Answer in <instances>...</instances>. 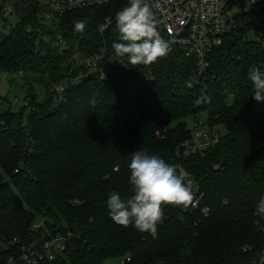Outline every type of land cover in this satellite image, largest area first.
<instances>
[{
    "label": "trees",
    "instance_id": "16d2710c",
    "mask_svg": "<svg viewBox=\"0 0 264 264\" xmlns=\"http://www.w3.org/2000/svg\"><path fill=\"white\" fill-rule=\"evenodd\" d=\"M5 3L14 4L17 22L0 30V74L25 77L24 82L30 74L28 85L42 86L45 101L29 92L27 113L22 107L0 114V237L27 242L71 231L69 249L46 264H103L110 258L121 264L255 261L264 248V216L256 214L264 196V101L253 99L248 73L252 66L264 71V48L246 28L223 38L195 81L194 60L175 46L151 65L134 66L116 55L117 23L103 32L99 25L116 16L119 2L71 11L50 26L32 2L0 0V6ZM76 20L85 21L83 32L74 31ZM59 36L64 47L57 44ZM99 51L106 79L87 76L62 94L53 92L74 69V55ZM202 92L211 102L196 105ZM187 118L219 131L218 142L184 156L178 149L192 135ZM135 151L174 165L201 196L196 210L162 205L155 238L108 215L112 191L125 200L134 195L128 165ZM203 207L209 209L206 216ZM37 216L45 225L33 231ZM17 252L0 246V264Z\"/></svg>",
    "mask_w": 264,
    "mask_h": 264
},
{
    "label": "built area",
    "instance_id": "2783aa9c",
    "mask_svg": "<svg viewBox=\"0 0 264 264\" xmlns=\"http://www.w3.org/2000/svg\"><path fill=\"white\" fill-rule=\"evenodd\" d=\"M28 1L35 5L36 15L43 22L53 21L74 10L100 6L107 2H119L123 7L129 3V0H101V2L98 0ZM147 2L152 6L159 22L158 31L160 35L169 42L170 46L180 48L187 58L194 60L193 79L195 81L203 77L208 65L209 53L218 48L222 44L223 38L232 31H236L237 28H246V35L264 48V0H147ZM14 13L15 6L13 3H5L0 6L2 17L14 15ZM115 17L113 19L106 18L99 25V31H105L112 22H116ZM57 44L64 47L61 36L57 38ZM103 56V51L87 57L74 55V69L70 70L66 79L54 85L53 92L57 95L62 94L69 86L78 83L87 76L106 79V71L100 69ZM17 75H22V72H18ZM188 86L192 85L189 83ZM29 103V100H25L23 108H30ZM5 106L12 110V102L4 101L0 97V114L7 110ZM191 134V138L178 149L184 156L195 155L215 145L220 136L219 131L201 120L193 121ZM14 173H18V169H15ZM183 180L185 184L190 186L193 198L191 203L187 205L176 206L183 212L196 210L201 201V196L195 194V188L189 180ZM201 212L206 216L209 209L203 207ZM44 225V217L37 216L31 230H39ZM262 230L264 233V223ZM72 238L71 231L48 233L47 238L42 236L27 242H23L20 237H14L9 241L0 237V246L9 244L16 250L18 249L17 255L9 257L4 264H46L52 262L58 256H63L69 249ZM257 256L251 264H261V261L264 260V248Z\"/></svg>",
    "mask_w": 264,
    "mask_h": 264
},
{
    "label": "clouds",
    "instance_id": "9594fccd",
    "mask_svg": "<svg viewBox=\"0 0 264 264\" xmlns=\"http://www.w3.org/2000/svg\"><path fill=\"white\" fill-rule=\"evenodd\" d=\"M115 18L120 42H114L112 48L118 57L127 56L128 63L134 66L151 65L170 52V44L160 35L159 22L147 0H129ZM74 25L77 33L86 27L84 20H76ZM248 75L253 84V99L264 101V71L252 66ZM210 102V95L204 92L195 100L196 105ZM128 168L134 195L125 200L112 191L106 201L108 215L118 225L128 227L132 224L155 238L158 223L164 216L162 205H187L192 201V191L183 177L176 174V167L157 155L135 151ZM256 214L264 216V196L258 202Z\"/></svg>",
    "mask_w": 264,
    "mask_h": 264
},
{
    "label": "rangeland",
    "instance_id": "374dc122",
    "mask_svg": "<svg viewBox=\"0 0 264 264\" xmlns=\"http://www.w3.org/2000/svg\"><path fill=\"white\" fill-rule=\"evenodd\" d=\"M7 20L6 23H4V20ZM17 22L16 15H10L8 17H0V30H3L6 32L9 28V26L15 25ZM50 21H45L44 25L50 26ZM6 24V27L4 26ZM4 28V29H3ZM26 81L25 77H17L12 78L10 75H7L5 73L0 74V97L5 98L7 102H12V111L18 112L22 107L23 103L26 100L27 93L31 92L35 95L36 101L39 103H43L45 101V91L39 84L33 82L31 85H28L31 80V75L29 74ZM32 81V80H31ZM54 107L56 106L57 101L54 102ZM5 109H7V106H5ZM30 110V108L25 109V113H27ZM204 115H201L200 119H205ZM187 127L191 130L193 119L187 118L186 119ZM218 129L223 132L222 127H218ZM103 264H121V259L119 258H110L103 262Z\"/></svg>",
    "mask_w": 264,
    "mask_h": 264
}]
</instances>
